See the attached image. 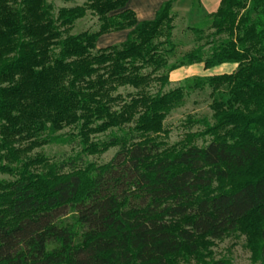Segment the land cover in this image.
<instances>
[{
    "label": "trees",
    "instance_id": "16d2710c",
    "mask_svg": "<svg viewBox=\"0 0 264 264\" xmlns=\"http://www.w3.org/2000/svg\"><path fill=\"white\" fill-rule=\"evenodd\" d=\"M177 1L139 21L128 0H85L57 13L48 0H0V174L12 177H0V264H169L197 252L201 237L221 238L245 221L263 241L264 264V0H220L190 27L203 42L180 56ZM88 11L98 28L72 33ZM124 29L125 41L97 47L101 35ZM226 63L235 71L164 91L174 70ZM206 87L214 122H188L204 129L167 146L163 119L186 91ZM72 125L77 135L60 133ZM98 133L105 137L89 142ZM62 142L117 151L87 166L82 155L26 154ZM215 180L234 183L212 193Z\"/></svg>",
    "mask_w": 264,
    "mask_h": 264
},
{
    "label": "rangeland",
    "instance_id": "374dc122",
    "mask_svg": "<svg viewBox=\"0 0 264 264\" xmlns=\"http://www.w3.org/2000/svg\"><path fill=\"white\" fill-rule=\"evenodd\" d=\"M194 0H179L174 5L175 13V29L173 31L174 41L178 45L177 55L180 56L192 48L196 47L202 42L196 41L195 33L190 27L199 25L209 13L214 12L215 6L218 0H201V5H194ZM54 6V12L57 13L58 9L63 6H74L77 4H83L85 0L76 1H64V0H48ZM99 22L96 16L88 11L87 15L76 21L72 33H79L84 30H96ZM205 33H210L207 25H204ZM205 42V41H204ZM232 64H225L228 66ZM237 67V66H236ZM236 67L231 69H222L226 73L235 71ZM221 67H214L212 69H204L203 64H193L181 67L173 71L170 75V84L164 88V91L183 86L188 78H192L198 75H213L219 74ZM152 92L158 90L157 87L150 88ZM135 91L132 87H121L120 93L127 94L128 92ZM212 89L206 87L205 89L188 90L186 91L184 101L181 105L173 108L168 115L163 119V129L160 133L161 138L164 140L167 146H173L182 141L186 136L193 132L202 131L204 125L200 123H188L196 119H208L211 123L214 122L213 109L211 108L212 103ZM60 133H78V128L75 125L67 127L60 131ZM105 134H91L90 141H95L100 138H104ZM79 141L81 138L78 139ZM93 141V142H94ZM199 143L202 144V138ZM95 150V151H94ZM85 150L83 149L82 142H62V143H49L45 145L37 146L26 152L27 156H43L48 158L50 162L63 160L69 157L83 156L82 165L87 166L91 164L101 165L107 163L112 159L117 151V147L112 146L106 150L94 149ZM35 168V167H34ZM45 166L41 167L40 170H45ZM238 179L243 176L241 173L236 174ZM1 178L11 179L9 174H0ZM236 180V179H235ZM234 182L228 181L220 183L218 180L213 182V192L218 191L222 186H230ZM182 224V222L180 223ZM250 222H243L238 229L227 232L221 238H212L210 236L201 237L198 241V251L193 253L190 251H184L181 254L173 257L169 264H208L216 260H227L229 264H260L261 261L258 259V246L262 244V240L255 236L250 228Z\"/></svg>",
    "mask_w": 264,
    "mask_h": 264
},
{
    "label": "crops",
    "instance_id": "0c3cea01",
    "mask_svg": "<svg viewBox=\"0 0 264 264\" xmlns=\"http://www.w3.org/2000/svg\"><path fill=\"white\" fill-rule=\"evenodd\" d=\"M166 1L167 0H128L127 6L135 11L136 16L139 21H143V20L154 19L157 11L160 9L162 4ZM219 4H220V0H218L215 6V9L218 8ZM201 5L203 6L202 3ZM129 31H130L129 29H124V30H118V31L105 33L98 38L97 47L102 48V47H107L110 45L121 43L127 39ZM224 65L225 64L218 66V67H221L220 70L222 71V72H219V74L226 73V71H223L222 69H231L232 67H236V64H232L228 66H224ZM220 70L215 69L212 71H220Z\"/></svg>",
    "mask_w": 264,
    "mask_h": 264
}]
</instances>
